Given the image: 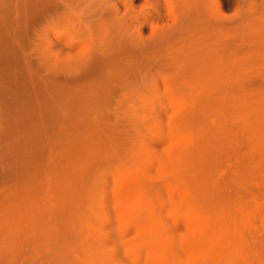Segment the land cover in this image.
<instances>
[{"label":"rangeland","instance_id":"1","mask_svg":"<svg viewBox=\"0 0 264 264\" xmlns=\"http://www.w3.org/2000/svg\"><path fill=\"white\" fill-rule=\"evenodd\" d=\"M263 132L264 0H0V264H148L125 166L176 246L173 180L201 211H257Z\"/></svg>","mask_w":264,"mask_h":264},{"label":"bare ground","instance_id":"2","mask_svg":"<svg viewBox=\"0 0 264 264\" xmlns=\"http://www.w3.org/2000/svg\"><path fill=\"white\" fill-rule=\"evenodd\" d=\"M182 102L184 104L185 103L187 104V102H185V99L182 100L179 104L184 105ZM179 126L180 125H178V127ZM180 127L182 128V126ZM181 128H178L177 130L174 129L175 143L177 146L176 148H179L178 150L179 152L181 148L182 150H184L183 147L189 141V140L187 141V138L191 137L188 134H186L187 131L184 132ZM263 140H264V135H263V139H260L261 144L263 142L262 145L264 147ZM143 160H142V164L146 166L147 163ZM149 163H151V161L148 162V164ZM131 164L132 163H130V165ZM136 165L138 166V164ZM168 165L165 164L164 166V167L168 166L169 170H166L167 172L170 171L171 167L173 168V166H171L172 163ZM133 166L134 165L125 166L123 167L122 170L124 174L123 180L124 182H128L129 186L121 192L120 201L121 198H123L124 203L121 204L123 208H125L126 206L128 210L126 212H124L123 210L119 218L122 221V223L120 222L121 224H125L126 226L134 225L137 234L140 236L138 239L135 237L136 240L133 239V241H131L130 243V246L127 245L128 248L130 247L128 249L129 252L135 253L134 257L136 256L139 257L141 255V251L144 249L147 253L148 264H215L218 262L232 261L233 259L237 261H242L243 264H248L251 258L250 252L252 251L250 250V246L254 247V245L252 246L250 244L251 243L256 244L255 241H257L258 243V240H255L254 243L252 242L253 240L252 241L249 240V237L247 236L245 237V235L246 233L251 235L253 232H255V234L256 232H258L260 233V235L263 236L262 239L260 238L261 244L258 243L257 245L260 244L261 247L262 246L264 247V207H263L264 202H262L264 200L261 201L262 203L259 202H258L259 204L257 203L258 205L257 211H255L256 208H254V210L252 209L253 211H250L251 209H249L248 207L245 208L246 207L245 206L242 208L238 207L237 213L235 212L236 210H234L233 213L231 211L229 213L223 211L216 213H210V212L208 213L207 211H201V209L199 208L197 209V206L196 208L189 206V203L192 202L190 190L184 187L185 185L182 184V182H180L179 180H178L179 183H176L175 182L176 180H173L172 181L173 183L169 181L170 183H172L169 184L170 189L168 187V189L171 190L170 192L172 196L171 199H173V203L175 206L178 207L184 206V210L186 212V219H187L186 223L190 225V230H189L190 232L188 233L189 235H187L184 238H181L182 240L180 239L181 241L178 243L179 246L178 244L176 246L174 238H172L174 234L173 235L171 234L172 235L171 236L170 235L171 232L167 230L166 226L165 227L163 226L164 222L161 216V214L163 215V213L162 212L160 213L159 207L157 208L158 205L155 204L156 202L154 201L151 202L152 199L149 198L145 192H143L144 191L142 189L143 182L141 181L142 178L138 177V175H142L141 172L139 174L140 168L138 167L140 166L138 167H133ZM118 202L116 203V205L118 204ZM119 210L117 208V213H119L118 212ZM182 212L183 211H181V213ZM103 221L104 220H102V222ZM258 222H260V224H258ZM164 229L167 231H165ZM168 231L170 233H168ZM255 248L256 250L259 249L256 246L254 247V249ZM82 253L84 252H81V257H82ZM259 255L262 254L259 253ZM94 256H97V254ZM98 256H100L99 252H98ZM85 257H83L84 260L81 259L84 261V264H91L92 263L91 255L90 256L87 255V257L86 258ZM94 258L93 261L95 260L100 262L101 260V259L97 260L98 258L97 259ZM134 259L136 260V258ZM261 259L258 258L259 261L264 262V258ZM103 260L104 259H102V261Z\"/></svg>","mask_w":264,"mask_h":264}]
</instances>
